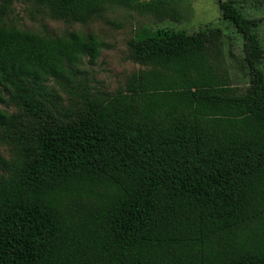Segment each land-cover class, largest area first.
Masks as SVG:
<instances>
[{
	"label": "trees",
	"instance_id": "trees-1",
	"mask_svg": "<svg viewBox=\"0 0 264 264\" xmlns=\"http://www.w3.org/2000/svg\"><path fill=\"white\" fill-rule=\"evenodd\" d=\"M0 264H264V45L241 0H218L244 38L249 86L222 70L219 27L141 26L133 72L71 115L60 85L94 34L53 36L1 22L15 1L87 24L121 6L179 20L177 0H1ZM230 53L233 55L232 51Z\"/></svg>",
	"mask_w": 264,
	"mask_h": 264
},
{
	"label": "rangeland",
	"instance_id": "rangeland-1",
	"mask_svg": "<svg viewBox=\"0 0 264 264\" xmlns=\"http://www.w3.org/2000/svg\"><path fill=\"white\" fill-rule=\"evenodd\" d=\"M245 12L257 21V32L264 45V0H241ZM179 20L157 22L152 14L136 9L114 6L103 18L92 20L87 24L59 19L48 9L30 2L15 1L10 10L2 15L1 22L27 31L66 35L77 31L94 34L102 42V50L98 58L91 62L83 58L73 68V74L62 85L52 81L50 85L58 94V108L69 116L78 107L80 95L89 92L114 93L125 87L128 77L141 69H149L135 60L129 46L132 38L141 26L151 29L157 27H173L195 32L204 28L219 27L222 30L220 39L223 42L224 56L222 70H227L230 84L243 92L249 86V73L244 62V38L238 30L224 20L218 0H177ZM2 1L0 0V14ZM232 51L233 55L230 53ZM264 69V60L261 65ZM0 109L8 113H16L17 107L12 103H0ZM15 151L11 142L0 140V157L10 158Z\"/></svg>",
	"mask_w": 264,
	"mask_h": 264
}]
</instances>
